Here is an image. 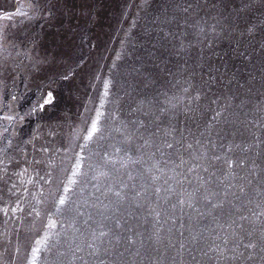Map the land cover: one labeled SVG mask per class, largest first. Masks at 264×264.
Returning a JSON list of instances; mask_svg holds the SVG:
<instances>
[{
	"label": "rangeland",
	"instance_id": "obj_1",
	"mask_svg": "<svg viewBox=\"0 0 264 264\" xmlns=\"http://www.w3.org/2000/svg\"><path fill=\"white\" fill-rule=\"evenodd\" d=\"M36 247L264 264V0H0V264Z\"/></svg>",
	"mask_w": 264,
	"mask_h": 264
},
{
	"label": "snow or ice",
	"instance_id": "obj_2",
	"mask_svg": "<svg viewBox=\"0 0 264 264\" xmlns=\"http://www.w3.org/2000/svg\"><path fill=\"white\" fill-rule=\"evenodd\" d=\"M8 119H11V117H8ZM97 131H98L97 122L94 120L92 122V124H91V129H90V131L88 133V136L85 137V139H89L90 140L92 138L93 133H95ZM146 143H147V141H146ZM166 146L168 148H172L173 147L172 144H167ZM41 151H47V149H43L42 148ZM33 163L40 164V163H42V161L33 160ZM229 166H231V165H229ZM75 167H76L77 170L81 167V165L79 164V162L76 164ZM76 175H77V172L74 171L72 173V177H75ZM72 177H68V184H75L76 183V181ZM63 191H64V193H67V192L70 191V189L67 186H65L64 189H63ZM117 195H119V193H117ZM57 199H58V202H59L60 205H64L66 203L65 196L62 195V194L58 195L57 196ZM16 210H19V205L18 204H17V208L16 209H13V211H16ZM34 211H35V209H34ZM7 214L8 213L5 210V215H7ZM36 214L39 215L38 212ZM51 225H52V222L50 221V226ZM102 235H103V233H102ZM36 243L39 245L41 242L40 241H37ZM239 246L240 245L238 244L237 247H239ZM243 247H244L245 250H247V249H255L256 244H254L252 242H249L247 244H244ZM17 251H19V249H17ZM39 251H40L39 247H36V248H33L32 249V258H31L30 264H37V254L39 253ZM262 251H264V249H262ZM240 255H243V253H241ZM234 257H235V254H234ZM248 259H252L251 254L248 256Z\"/></svg>",
	"mask_w": 264,
	"mask_h": 264
}]
</instances>
